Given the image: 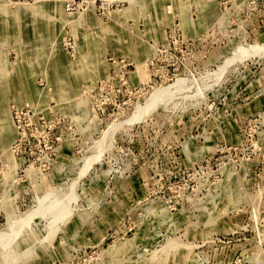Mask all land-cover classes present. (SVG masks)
<instances>
[{"label":"rangeland","instance_id":"obj_1","mask_svg":"<svg viewBox=\"0 0 264 264\" xmlns=\"http://www.w3.org/2000/svg\"><path fill=\"white\" fill-rule=\"evenodd\" d=\"M0 264H264V0H0Z\"/></svg>","mask_w":264,"mask_h":264},{"label":"bare ground","instance_id":"obj_2","mask_svg":"<svg viewBox=\"0 0 264 264\" xmlns=\"http://www.w3.org/2000/svg\"><path fill=\"white\" fill-rule=\"evenodd\" d=\"M244 49V48H243ZM250 49V48H249ZM262 49V48H261ZM241 50V49H240ZM244 51V50H243ZM245 54V53H244ZM219 73V72H217ZM211 79V78H210ZM207 81V80H206ZM205 84V83H204ZM181 85H184L183 84V81H178L177 83L173 84V85H170L169 87L163 89V90H160L158 92H156L154 94V96L152 97V99L142 108L138 109L136 114H135V117L134 118H137V117H140L141 115L144 114V112L148 111L151 107H153L155 105V103L159 100L160 97L162 98H165V97H168L170 96L174 90H177L179 88V86ZM158 99V100H157ZM161 99V98H160ZM152 110V109H151ZM29 219V218H28ZM30 220V219H29Z\"/></svg>","mask_w":264,"mask_h":264}]
</instances>
